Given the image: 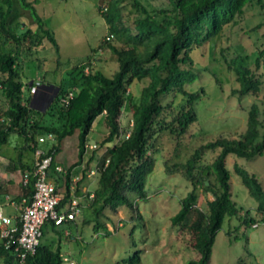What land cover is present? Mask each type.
<instances>
[{
	"label": "trees",
	"instance_id": "16d2710c",
	"mask_svg": "<svg viewBox=\"0 0 264 264\" xmlns=\"http://www.w3.org/2000/svg\"><path fill=\"white\" fill-rule=\"evenodd\" d=\"M2 1L4 7L0 6V94L7 104L3 112L11 119V124L0 126V148L8 143L12 134H18L34 151L38 138L43 137L41 134L53 135L58 144L47 155L54 157L59 152L61 143L78 133V157L82 161L88 136L97 119L104 117L108 135L102 146L107 151L98 162V187L91 200L94 217L90 222L94 223L97 232L102 228L107 231L102 218L111 219V216L106 215V212L118 215L119 209L125 207L136 213L135 203L148 198L146 184L154 166L150 152L156 136L169 131L181 139L197 122L194 105L200 95L186 90V85L197 79L192 51L202 48L217 37L226 26L236 25L249 7L259 4L264 16V0H169L170 8L162 10H148L137 1L136 7L141 9V14L128 22L121 7L124 0H113L101 15L110 33L106 43L115 37L127 46L119 49L110 44L119 64L118 72L112 77L100 71L85 73L86 66L80 65L78 68L82 71V84L75 82L80 87L77 91H67L61 86L60 93L54 100V104H57V115L52 111L51 114L60 123L42 125L36 119L41 113L32 105V98L28 97L24 101L22 73L27 58L33 52L32 44L38 33L59 52L58 44L52 33L45 29L44 22L37 13V0ZM15 6L29 12L30 19L36 25L35 29L27 27L24 35L11 30ZM260 29H264V22L254 28L255 31ZM11 43L15 45L14 48L6 49L7 44ZM222 53L227 69L238 84L233 94L239 95L240 100L249 95L260 96L264 92V43L257 48V55L252 63L247 55L229 57L225 51ZM135 82L140 83V87L138 95L129 99L132 126L129 136L123 137L121 117L128 100L129 88ZM69 92H73L74 96L68 105L62 106L59 96L64 97ZM171 92L184 97L185 103L180 110L173 104L164 106L161 103V98ZM260 113V106L254 103L248 111L244 134L236 139L221 136L203 144L187 162L186 176L194 187L181 200L179 212L171 218L174 228L187 231L194 237L192 248L198 257L187 264H211L218 232L227 218L238 217L240 214L241 209L232 199V175L227 168L226 159L231 154L249 160L264 156V133ZM165 114L171 115L172 120L167 121ZM206 151L216 154L214 160L208 165L197 166ZM197 169L199 174H195ZM236 172L249 194L257 200L259 211L264 214L262 182L238 165ZM211 178L216 183H212ZM33 182L32 179L26 187L28 197L33 194ZM199 186H203L213 195V200L208 203V212L198 208ZM69 199L68 186V194L60 202L59 210ZM192 214L194 217L189 220ZM243 222L248 225V222L254 220L244 218ZM53 227L58 236L63 238L64 231H58L55 224ZM62 255L61 245L53 250L41 244L26 264H63ZM140 261L139 252H136L132 259L124 263L134 264Z\"/></svg>",
	"mask_w": 264,
	"mask_h": 264
},
{
	"label": "rangeland",
	"instance_id": "374dc122",
	"mask_svg": "<svg viewBox=\"0 0 264 264\" xmlns=\"http://www.w3.org/2000/svg\"><path fill=\"white\" fill-rule=\"evenodd\" d=\"M111 1L113 0H37V13L42 18L45 29L56 39L59 50L58 52L52 43L38 33L32 44L33 52L24 64V96L28 97L30 94L29 83H39L43 86L38 88V95L33 104L41 113L36 119L42 125L60 123L51 114L56 110L57 104H54V100L60 93L59 87L62 86L63 90L67 91H77L80 87L75 85L76 81L82 84V71L78 68L80 65H85L88 72L100 71L109 77L118 72L119 64L110 44L119 49L127 46L115 37L106 43L110 33L101 12L105 11ZM137 1L148 10L170 8L169 0H124L121 7L128 22L141 14V9L136 7ZM0 6L4 7L2 0ZM13 16L10 26L13 32L24 35L27 27L36 28L28 11L15 6ZM262 22V10L260 5L256 4L247 9L236 25L226 26L217 37L202 48L192 51L197 79L194 83L186 85V90L200 95L194 105L198 120L181 139L169 131L156 136L150 152L154 166L146 184L148 198L137 202L133 199L136 202V213L125 207L119 209L118 215L106 212L111 219L103 217L102 221L108 232L103 228L97 232L93 222L88 225L81 221V239L75 243L65 237V234L60 238L52 223L44 225L42 244L53 250L61 245L63 264H125L124 262L132 259L136 252H139L141 261L134 264H187L198 257L192 248L193 235L174 228L171 218L181 209V200L193 190L194 186L187 179L185 170L187 162L201 145L221 136L229 139L239 138L246 131L248 111L254 103L260 106L264 133V92L258 97L249 95L240 100L239 95L233 94V90L238 88L236 79L227 69L222 57L224 51L229 57L242 54L247 55L252 63L256 58L257 48L264 43V29L254 30ZM14 46L13 43L7 44L6 49ZM36 59L38 61H34ZM139 87L140 83L135 82L129 88L128 100L121 117L123 137L129 134L132 126L129 99L138 95ZM61 98L59 96V99ZM0 99V106L7 107L1 94ZM161 103L164 106L173 104L180 110L185 100L181 94L171 92L161 98ZM164 117L167 121L172 120L171 115L165 114ZM41 135L45 138V142L38 143L42 150H50L58 144L57 140L49 138L48 135ZM107 135L108 127L104 117H100L87 141L88 147L96 148H86V153L99 155L98 158L105 155L107 148L102 146V142ZM77 140V135L68 139L67 154L72 153L75 156ZM25 143L23 137L12 134L0 154L3 153L7 158H16ZM215 155L209 151L204 152L197 166L210 164ZM96 165L94 162L92 167L95 168ZM226 165L232 175V199L241 211L238 217L227 218L218 232L211 264H264V214L259 211L257 200L249 194L236 172L238 165L256 176L264 186V156L249 160L231 154L226 159ZM198 171L199 169L195 174H199ZM95 173L98 176V171L95 170ZM210 181L216 183L213 178ZM206 183L210 184L209 181ZM96 186L97 182L93 187L94 191ZM212 200V193L199 186L198 208L208 212V203ZM93 217V209H89L85 218L92 221ZM193 217L194 214L190 215L189 220ZM244 218L254 222H248L246 225ZM57 229H68V223ZM72 229L77 236L75 228Z\"/></svg>",
	"mask_w": 264,
	"mask_h": 264
},
{
	"label": "built area",
	"instance_id": "2783aa9c",
	"mask_svg": "<svg viewBox=\"0 0 264 264\" xmlns=\"http://www.w3.org/2000/svg\"><path fill=\"white\" fill-rule=\"evenodd\" d=\"M85 71L88 73L87 69ZM40 86L39 83L32 84L29 87L30 94L35 95ZM73 96L74 93L69 92L62 97L61 105H68ZM10 124L11 119L0 111V126H10ZM128 136L129 134L126 137ZM48 137L54 139L53 135ZM37 142L43 143L45 138L40 137ZM86 148L95 149L96 146H86ZM34 152L35 168L32 173H25L22 177L24 187H27L33 178V194L29 200L22 201L19 224L13 223V219L5 214L4 206L0 204V264H26L28 258L35 255L42 244L43 227L46 223L60 226L79 215V204L76 200H73L64 212L59 210L61 197L57 186L50 179L53 155H47L48 151L36 146ZM56 171L63 172V169L56 167ZM95 174V170L90 171L91 176Z\"/></svg>",
	"mask_w": 264,
	"mask_h": 264
},
{
	"label": "crops",
	"instance_id": "0c3cea01",
	"mask_svg": "<svg viewBox=\"0 0 264 264\" xmlns=\"http://www.w3.org/2000/svg\"><path fill=\"white\" fill-rule=\"evenodd\" d=\"M32 84L33 82H31L29 87ZM41 87L43 86H40L39 88ZM37 95H38L37 93L35 95L29 94L28 97L32 98V105L34 104L35 97ZM28 97L24 96V101ZM1 104L2 102L0 103V105ZM5 110L6 107H4L3 105L0 106V111H5ZM75 135L78 136V133H76ZM71 137L66 138L61 143L59 152L54 155V161L50 172V179L57 186L58 193L61 197V201L68 194V186H69V192H70L69 202L64 206H61L60 211L64 212L65 210H67L70 203L73 200H76L79 204V209L81 213L76 217L74 222L71 223L68 221L65 222L69 224L68 229L62 230L66 235L65 237H68L72 243H75L81 239V235H82L81 226H80L81 221H83V224H86L85 222H88V225H90L91 220L85 218V215L89 209H92L91 200L94 196L93 187L96 184V182H97V186L95 187V189L98 187V180H97L98 176L97 175L91 176L90 171L98 169L97 165L100 160V158L98 157L100 156L99 155L94 156L93 154L90 155L89 153H85L82 161H80L78 157V153H79L78 140L76 142L75 156L72 153L67 154L68 153L67 141ZM54 140L56 141L55 138ZM2 147L0 148V151L2 150ZM36 147L41 148L39 147L38 142L36 144ZM27 151H29L30 153H27ZM2 154L3 153L0 154V204L4 206L5 214L13 219V223L19 224L20 207L22 206V201L24 199L29 200L30 198L27 196L28 194L26 191V187H24L22 184V177L25 173L33 172L36 164V155L35 152L30 147H28L27 143H25V146L20 150L16 158L15 157L7 158ZM94 162H96L97 164L95 168L92 167V164ZM56 167H61L63 169V172H57ZM32 179L33 178H31V180ZM31 180L29 184L31 183ZM64 224L60 226H63ZM60 226H57V228ZM73 227L77 232V236L74 234V231L72 229ZM57 230L60 231L59 229Z\"/></svg>",
	"mask_w": 264,
	"mask_h": 264
},
{
	"label": "flooded vegetation",
	"instance_id": "af4514ba",
	"mask_svg": "<svg viewBox=\"0 0 264 264\" xmlns=\"http://www.w3.org/2000/svg\"><path fill=\"white\" fill-rule=\"evenodd\" d=\"M46 104H48V103L46 102Z\"/></svg>",
	"mask_w": 264,
	"mask_h": 264
},
{
	"label": "water",
	"instance_id": "95a60500",
	"mask_svg": "<svg viewBox=\"0 0 264 264\" xmlns=\"http://www.w3.org/2000/svg\"><path fill=\"white\" fill-rule=\"evenodd\" d=\"M32 103V102H31ZM35 108V107H34Z\"/></svg>",
	"mask_w": 264,
	"mask_h": 264
}]
</instances>
